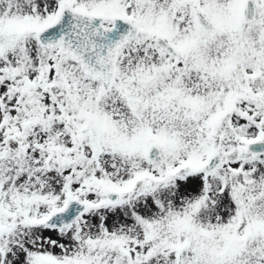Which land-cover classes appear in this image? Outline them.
Masks as SVG:
<instances>
[{"label":"snow or ice","instance_id":"6c2138e0","mask_svg":"<svg viewBox=\"0 0 264 264\" xmlns=\"http://www.w3.org/2000/svg\"><path fill=\"white\" fill-rule=\"evenodd\" d=\"M0 264H264V0H0Z\"/></svg>","mask_w":264,"mask_h":264}]
</instances>
